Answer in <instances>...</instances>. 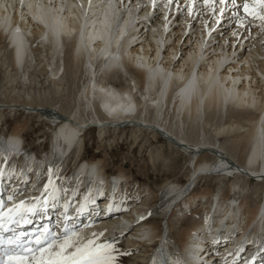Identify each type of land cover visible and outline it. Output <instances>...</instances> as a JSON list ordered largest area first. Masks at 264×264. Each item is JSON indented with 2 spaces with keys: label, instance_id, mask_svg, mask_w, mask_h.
Here are the masks:
<instances>
[{
  "label": "bare ground",
  "instance_id": "1",
  "mask_svg": "<svg viewBox=\"0 0 264 264\" xmlns=\"http://www.w3.org/2000/svg\"><path fill=\"white\" fill-rule=\"evenodd\" d=\"M113 1L0 0V39H11L9 43L13 44L15 65L24 63L31 66L28 60L43 51L54 81L59 78V70L65 67L85 68L87 80L90 79L81 92L82 101H86L82 105L83 110L79 108V114L78 111L69 113L66 108L61 110L51 105L1 104L9 105V108L27 104L24 111L31 106L29 108L34 111L29 112L41 121L50 125L58 121L54 125L52 139L56 148L54 157L58 158L52 164L60 160L65 147L74 143H81L80 152L84 153L85 129L118 127L127 121V126L163 134L169 143H176L184 149H181L183 152L192 153L194 157L206 151L213 152L217 162L211 165L209 161L199 159L193 164L184 184L167 176L164 181L157 178V182H153L158 183L156 187L148 182L149 185L144 182L146 186L137 184L125 169L109 174L103 159L83 158L95 164L97 170L80 172L77 182L71 184L73 191L68 193L70 185H66V193L70 197L73 193L83 192L87 186L88 196L94 195L106 185L104 178L112 175L117 177H114L117 192L124 193L132 188L135 196L130 201L139 198L122 220L120 216L102 219L103 226L82 233L92 240L91 247L100 256L108 245L121 240L134 250L130 254L134 256V262L128 264H191L189 253L191 258L197 254L194 251L197 243L196 248L201 247L197 257L200 264H208L210 260H215V264H243L252 253L253 256L258 253V248L264 247V192L257 190L255 196L259 199L251 200L246 195L249 190L247 184L243 187L237 183L242 177H255L260 185H264V19H261L264 17V4L260 0H223V3L212 0L210 4L205 0H174L173 3L156 0L155 4L153 0ZM35 42H38L36 47L33 46ZM99 72L104 73L98 82ZM117 76L122 77L120 89L100 83L108 80L117 84L118 81L114 80ZM176 84L179 86L174 95ZM134 88L141 89L143 98L140 103L136 100L138 91L134 92ZM100 95L105 96L100 107L112 111L114 117L118 114L121 117L114 120L99 117L92 98H97V101ZM85 104L90 106L92 114L91 117L88 113L87 119L83 117ZM1 109L3 107H0V112ZM176 115L179 125L181 121L198 119L203 115L208 116L207 119L218 118L220 125L215 128L216 135L241 134L237 140L243 138L245 143L242 150L244 160L238 161L223 144L192 141L185 135L181 136L182 133L172 130L165 121L170 116L171 124ZM28 128L27 122L17 124L9 132L12 140L26 142ZM240 143L234 144L235 149ZM33 145L37 146L36 143ZM30 146L36 149L32 144ZM3 147L0 144V156ZM207 153L198 158H210ZM35 163L27 160L29 167L24 171H34L38 166ZM38 163L46 165L47 158ZM234 163L243 169L238 170ZM219 170L222 173H217ZM204 175H217L219 179L234 177V180L227 194L217 193L213 200H209L212 194L209 190L199 191L197 185L191 189V183L208 177ZM31 195L33 199L27 202L31 207L43 203L48 206L56 201L60 207L62 201L61 193L53 184L47 185V190L42 188ZM185 197L190 206L177 209L181 219L194 207L208 205L211 209L205 219L202 217L199 223H192L189 227H185L182 220L179 224L170 218L176 215L174 210L170 214L173 204ZM149 206H154L158 214L149 221L137 222L143 218L142 214H148L145 208ZM135 210L136 213L132 214ZM164 219L167 228L163 225ZM123 232L126 235H122ZM65 235L58 232L51 242L59 244ZM192 237L197 242L194 244L192 241L191 249L187 251L185 248ZM247 243L250 247L245 246ZM245 247L251 248L252 252L246 253ZM52 251V243L46 241L40 251L23 264H29L30 260L37 264L41 257L48 260ZM203 257L205 263L201 262Z\"/></svg>",
  "mask_w": 264,
  "mask_h": 264
},
{
  "label": "rangeland",
  "instance_id": "2",
  "mask_svg": "<svg viewBox=\"0 0 264 264\" xmlns=\"http://www.w3.org/2000/svg\"><path fill=\"white\" fill-rule=\"evenodd\" d=\"M33 38L34 37H32L31 40H33ZM9 40L11 39L6 37L0 39V107H3L0 112V133H9L20 122H27L29 124V130L25 136L27 143L29 145L32 144V146H35L33 144L36 143L37 146H35V148L37 150H35L42 152L47 150L49 147L50 139L53 138V134L55 133V126L50 125L47 121H41L38 116L32 115L30 112H33L34 109L29 107L34 105L37 107L36 105L39 104L45 105V107H49L51 105V107H56L61 110L66 108L69 113H72V111H78L79 114V108L83 110V103L86 101H82L81 92H83L84 88L87 87L90 79L87 80L85 68L80 67L79 69H76V67H65V69L61 68L59 70V73L57 74L59 78H56L54 81V75L52 74L51 67L46 66V52L43 51L35 54L34 58L36 59L32 56V58L28 60L30 61L29 63H32L31 66H26L24 63L15 65L12 60L13 44L9 43ZM37 43L38 42L33 43V46L36 47ZM97 68L99 69L100 67ZM105 71L106 69H104V72ZM104 72L98 73V82ZM114 80L118 81V83L114 84L108 80L100 83L114 85L120 89L122 85V77L117 76ZM131 84L133 85L134 83L132 82ZM178 86L179 85L176 84L173 92L174 95L175 92L178 91ZM136 90L138 92L135 93V97L137 102L140 103L141 98H143V96L141 97V91H139L141 89L134 88V92ZM96 99L97 98H92V101L94 102L95 108L97 107V110H99V117L104 119L109 118L110 120L118 118L116 116H119L120 114L110 118L103 112L100 105H102V100L105 99L104 95H100V99L97 101ZM1 103H31L32 105L28 106V110L26 109V111H24V105L27 104H22L19 107L14 106L12 109L9 108V105H2ZM97 110L94 109L96 116H98L96 113ZM90 112V106L85 104L83 117L87 119L88 113L92 117ZM154 115L157 116L155 111ZM169 117L170 116H168L165 120L166 123L167 121L169 123H167V125H170L172 130L179 131V134L182 133L181 136L185 135V138H190L192 141L202 140V142H208L209 144L210 142L216 143V145L223 144L228 153L235 156L238 161H240V159H242V161L244 160L243 158L245 155L242 154V150L245 143L243 138L237 140L239 137H242L241 134L230 133L216 135L215 128L218 124L220 125V123H218V118H216L217 121H215L216 119L210 117L209 119L213 121L208 122V116L206 117L203 115L198 119L196 118L197 120L195 118H189L186 119L187 122L185 120L181 121V124L179 125L177 115L174 116L171 124ZM203 117H206V119H203ZM205 128L207 132H205ZM85 131V149L82 154L84 159H103L109 174H117L121 169H125L124 171L127 174H131L139 185L146 186L145 183L148 182L156 187L158 183L155 184L153 182L155 180L157 182V178L158 180L163 179L164 181L168 179L167 176H171L170 180L174 182L184 184L187 181L188 175L191 173L190 170L194 167L193 164L197 161L201 160L202 162H205L207 160L211 165H213L218 160V158L216 159L213 155V152L210 151H206L208 152L207 155L208 157L210 156V158H207V156L205 159L200 157L198 158V156H202L206 153L204 152L197 155V159L192 153H186V151L183 152L184 149L176 143H169L168 138H165L163 134L158 132L154 133L153 131L143 128H135L132 125H120L118 127L108 126L103 129L93 126L85 129ZM237 141H240L241 143L240 145H237L238 148L235 149L234 144ZM219 156H222V153H220ZM236 166L238 170L243 169H241V165L239 166L236 164ZM253 168L259 170V168L255 166ZM212 171H214V169H212ZM217 173H222V171L219 170ZM246 173L251 174L252 172ZM204 176L208 177L198 181L199 184L197 183L196 189L199 191L201 189L209 190L212 193L210 197H208L209 200H213L217 193L220 195L227 194L229 186L234 180V177L219 179V176L217 175ZM209 176L213 178H210ZM148 183L147 185H149ZM237 183L243 187L247 184L246 187L248 186L249 190L246 195L247 197H250V199L252 198L251 200L258 198L255 196V192H257V190L261 193L264 192V185H260L253 177H250V179L242 177ZM133 193V190L129 192L130 196L132 194L131 198L135 196ZM231 195L233 199L234 193L232 192ZM241 197H243V195H241ZM262 201L264 202V194ZM199 207H194L195 209L193 211L185 215L188 216V218L183 222L185 227H189L192 223H199L200 219L204 216L202 215L203 212L199 210ZM203 207L204 206H202V208ZM170 218L173 220L174 216H171ZM173 221H179L178 223L180 224V220L178 218H174ZM176 230L178 231V228ZM175 233L176 235H179L176 231ZM113 245L116 249L115 252L112 251ZM108 246L109 247L104 250L102 257L106 258L110 264H118V262L121 264H128L130 261L134 262V256H131V252L134 250L129 249L130 247L127 244L125 245L124 241L118 240ZM146 261H148V255L146 256Z\"/></svg>",
  "mask_w": 264,
  "mask_h": 264
},
{
  "label": "snow or ice",
  "instance_id": "3",
  "mask_svg": "<svg viewBox=\"0 0 264 264\" xmlns=\"http://www.w3.org/2000/svg\"><path fill=\"white\" fill-rule=\"evenodd\" d=\"M156 0H153V3L155 4ZM174 0H168V3H173ZM195 2V0H194ZM223 3V0H221ZM262 4H264V0H260ZM205 3H212V0H205ZM261 19H264V17H261ZM3 173H0V176H2ZM47 190V186H45ZM59 190V189H57ZM73 190H68V193H70ZM68 193H65L66 195ZM9 200H12L13 197L9 196ZM55 199V197H54ZM24 202L21 201V204ZM4 207L3 200H0V208ZM53 207H55V204H53ZM65 209H67L68 205L66 204ZM16 208L9 209V212H16ZM23 212H31L32 215H35V211L32 209H24L22 212H18L17 215L20 216V220H24L25 223H28L29 221L25 219ZM4 216V213L0 212V219H2ZM9 220H11L14 223L19 224L20 220L13 219L12 216L8 217ZM2 226V225H0ZM6 231H11V229H6ZM68 230H65L67 232ZM42 236H44V240L47 241L49 235L52 234L49 230H45L43 233H41ZM95 235V234H93ZM15 243L17 248L22 247V243L20 242L19 238L17 236H13L11 239H9V244ZM52 243V249L53 251L48 254L49 259L44 260L43 257L37 262V264H110V262L100 256L96 251L93 250L91 247L92 240H90L86 235L84 234H76L74 239H71L68 235H65L64 238L61 240L59 244H56L54 242ZM44 244V241H37L36 245V251H40L41 246ZM112 251L115 252V246H112ZM53 255H55V259L53 258ZM0 264H4V261L2 258H0ZM9 264H16L14 261H10ZM29 264H32L31 260L29 261Z\"/></svg>",
  "mask_w": 264,
  "mask_h": 264
}]
</instances>
